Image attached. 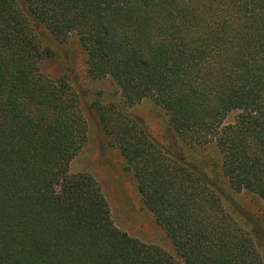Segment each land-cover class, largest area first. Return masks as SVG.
Masks as SVG:
<instances>
[{"label": "trees", "instance_id": "trees-1", "mask_svg": "<svg viewBox=\"0 0 264 264\" xmlns=\"http://www.w3.org/2000/svg\"><path fill=\"white\" fill-rule=\"evenodd\" d=\"M47 36H76L124 108L165 110L170 143L116 104L101 119L176 255L71 174L88 126ZM225 186L264 202V0H0V264H264Z\"/></svg>", "mask_w": 264, "mask_h": 264}, {"label": "rangeland", "instance_id": "rangeland-1", "mask_svg": "<svg viewBox=\"0 0 264 264\" xmlns=\"http://www.w3.org/2000/svg\"><path fill=\"white\" fill-rule=\"evenodd\" d=\"M45 44L52 49L47 71L53 77L68 79L79 95L87 121V142L72 160L71 174H88L100 184L112 219L120 230L176 255L165 230L145 206L118 146L105 131L101 111L115 104L117 108H124L120 88L109 77L92 78L88 75L86 53L76 36L64 43L47 36ZM124 112L137 117L143 127L152 130L163 142L170 143L174 139L165 110L154 100L144 99L134 107L126 105ZM235 115H231L228 121H232ZM211 154L219 157L214 150ZM224 188L228 197L242 210V223L253 236L264 259V202L253 194L235 193L228 186Z\"/></svg>", "mask_w": 264, "mask_h": 264}]
</instances>
